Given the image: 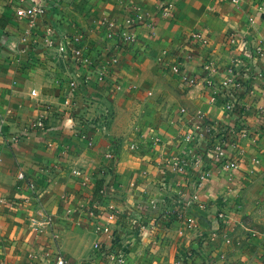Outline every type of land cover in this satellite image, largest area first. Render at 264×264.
Returning <instances> with one entry per match:
<instances>
[{"label":"crops","instance_id":"0c3cea01","mask_svg":"<svg viewBox=\"0 0 264 264\" xmlns=\"http://www.w3.org/2000/svg\"><path fill=\"white\" fill-rule=\"evenodd\" d=\"M34 4L46 11L17 14ZM159 5L160 0H0L4 264H48L50 227L36 229L48 218L70 264H119L114 252L123 255V264H177L193 253L197 264H264V80L246 71L264 66V57L246 53L250 46L264 47V0H176L168 15L158 12ZM138 6L151 23H139L137 39L123 43L119 27L109 36L103 21H124ZM195 33L207 43L191 47ZM65 37H79L69 47H83L90 59H108L113 50L119 60L111 63L108 79L72 86L74 74L83 76L89 66L67 64L57 48H48L51 39L59 45ZM208 61L214 63L212 83L202 73ZM233 73L252 85L241 103L254 136L240 152L228 150L240 158L239 167L209 162L205 175L178 171L173 162L181 139L199 111L216 124L232 119L213 95L216 84ZM106 107L111 113L105 125L74 127L98 120ZM43 113L46 127L31 129ZM26 130L27 137L12 140ZM112 207L120 217L111 223L113 242L104 243L111 252L98 251L93 244L106 235L99 236L96 227L109 223Z\"/></svg>","mask_w":264,"mask_h":264},{"label":"built area","instance_id":"2783aa9c","mask_svg":"<svg viewBox=\"0 0 264 264\" xmlns=\"http://www.w3.org/2000/svg\"><path fill=\"white\" fill-rule=\"evenodd\" d=\"M176 4V0H160V5L158 7V12L168 15L172 12ZM46 9L43 6H39L34 4L28 8H19L17 10V14L19 16H29L34 17L39 13L45 12ZM141 22H151L148 21L147 15L143 12L141 6L136 8V13L134 15H129L124 21L117 20H104L103 23L111 29V33L109 36H113L114 28L119 27L120 31L118 33V39H120L123 43L133 42L137 39V28L139 23ZM192 41L190 42L191 47L197 42L207 43V39L205 36L195 33L191 35ZM56 39H51L49 41L48 48L53 49L57 48L59 57L62 58L64 62L67 64L74 65L75 67H79L82 65H88L89 71L83 76H78L74 74L75 81L71 82L72 86L77 87L78 85H86L89 84L93 79L97 81L107 80L110 74V65L111 63H116L119 60V57L112 52L109 51L106 56L108 59H105V54H99L96 58L90 59L89 55L86 53L85 49L81 46H75L72 49L69 47L70 43L75 41L79 42V37H65L61 39L59 45H57ZM109 50V49H108ZM247 55H256L257 57H264V47L258 45L255 47L250 46L247 49ZM175 71H182V67L180 64H175L173 66ZM214 69V63L212 61H208L203 65V72L206 77L208 83H212L209 78L210 72ZM247 73L254 75L256 78L264 80V66L258 67L255 66L252 69H246ZM183 79L187 81L190 85L195 84V78H188L183 74ZM252 85L248 80L244 82L242 77L238 73H233L229 76L225 81L216 84V92L213 95V100H220L227 113L232 116L230 121H225L221 124H216L213 122L209 116L203 112L199 111L196 121L195 116L192 120V124H189V128L183 138L181 139V152L177 155V158L174 160V165L177 170L183 172L185 174H190L191 176L198 172L202 174H206V167L209 162H213L219 167H223L227 170H235L240 165V158L230 157L228 154L229 148H237L238 152L243 148V144L245 141L252 139L254 136V132L252 128L249 126L248 122L245 119L246 116V107L241 103V95L246 91H251ZM184 111V109H182ZM111 110L106 107L101 111V117L98 120H93L92 122H88V125L83 124V120L79 122H75L74 126L77 129L84 127H91L92 129H97L102 123L105 125L107 121H109V115ZM261 118L264 122V109L261 110ZM45 113L40 114L35 120L31 123L32 128H45L47 121L45 120ZM31 131L26 130V132H18L13 137V141H19L22 138L27 137ZM110 158H115V153H109ZM19 178H24L25 175L23 172L18 174ZM193 188L195 189V184H193ZM199 195L197 192H194L192 195V200H198ZM92 214H96V210L94 209ZM119 212L115 210L113 207L110 209L109 214V223L99 224L96 227V232L99 236L106 235V239L103 241L99 237L95 242L96 248L104 247L105 249L102 251L111 252V246L104 244L106 242L112 243L113 237L115 236L114 229L111 227V223L113 221H117L119 216ZM224 214L221 212L218 214V219L223 220ZM49 226L52 233H54V229L52 226L51 218H48L47 221L42 222L39 226L36 225V229L40 231L45 227ZM264 235V234H263ZM228 242H231L230 238H227ZM117 254L118 258L122 261V254L120 252H114ZM57 264H67V260L62 256V254H58ZM177 264H197L195 262L194 253L187 257H181L177 260Z\"/></svg>","mask_w":264,"mask_h":264},{"label":"rangeland","instance_id":"374dc122","mask_svg":"<svg viewBox=\"0 0 264 264\" xmlns=\"http://www.w3.org/2000/svg\"><path fill=\"white\" fill-rule=\"evenodd\" d=\"M114 153V152H113ZM114 159V158H113ZM55 231V230H54ZM51 232V231H50ZM56 232V233H55ZM54 233H52V237H53V244L54 246H52V250L49 251L48 253H45V257L47 260L48 264H57V258H58V254L62 253V243H61V238L60 235L58 234L57 230ZM74 239V238H73ZM93 248L97 249L98 251H100L102 249L101 248H96L95 247V243L93 244ZM17 251H14V253ZM14 255V254H13ZM123 257V256H122ZM121 259V258H120ZM119 258H116L117 261H119V264H123V262L120 260ZM124 259V257L122 258V260ZM0 264H4L2 261H0ZM67 264H70L69 261H67ZM73 264V263H72Z\"/></svg>","mask_w":264,"mask_h":264},{"label":"trees","instance_id":"16d2710c","mask_svg":"<svg viewBox=\"0 0 264 264\" xmlns=\"http://www.w3.org/2000/svg\"><path fill=\"white\" fill-rule=\"evenodd\" d=\"M45 120L47 121V117H45ZM83 124L84 125H88V123L86 121L83 120Z\"/></svg>","mask_w":264,"mask_h":264}]
</instances>
